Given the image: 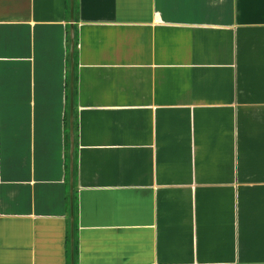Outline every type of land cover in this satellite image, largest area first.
Wrapping results in <instances>:
<instances>
[{
    "label": "crops",
    "instance_id": "obj_1",
    "mask_svg": "<svg viewBox=\"0 0 264 264\" xmlns=\"http://www.w3.org/2000/svg\"><path fill=\"white\" fill-rule=\"evenodd\" d=\"M70 24L0 0V264H264V0H75L72 219Z\"/></svg>",
    "mask_w": 264,
    "mask_h": 264
},
{
    "label": "water",
    "instance_id": "obj_2",
    "mask_svg": "<svg viewBox=\"0 0 264 264\" xmlns=\"http://www.w3.org/2000/svg\"><path fill=\"white\" fill-rule=\"evenodd\" d=\"M73 1L70 0V115H69V137H70V206H71V219L73 218V150H74V131H73V50H74V30H73Z\"/></svg>",
    "mask_w": 264,
    "mask_h": 264
},
{
    "label": "trees",
    "instance_id": "obj_3",
    "mask_svg": "<svg viewBox=\"0 0 264 264\" xmlns=\"http://www.w3.org/2000/svg\"><path fill=\"white\" fill-rule=\"evenodd\" d=\"M74 9H75V0L73 1V10ZM75 45H76V36H75V33H74V50H73L74 67H75V61H74ZM75 79H76V76L74 75V71H73V93H74V88H75V81H76ZM73 131H74V138H75V123L74 122H73ZM74 144H75V140H74ZM75 172H76V162H75V153L73 152V183H74V178H75ZM73 188H74V185H73ZM74 200H75V197H74V191H73V212L75 211Z\"/></svg>",
    "mask_w": 264,
    "mask_h": 264
}]
</instances>
